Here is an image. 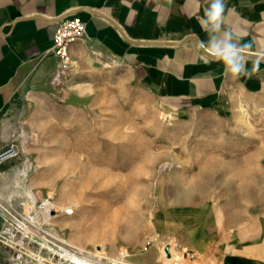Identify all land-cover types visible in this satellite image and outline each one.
I'll return each mask as SVG.
<instances>
[{"label": "rangeland", "instance_id": "rangeland-1", "mask_svg": "<svg viewBox=\"0 0 264 264\" xmlns=\"http://www.w3.org/2000/svg\"><path fill=\"white\" fill-rule=\"evenodd\" d=\"M69 55L5 120L0 264H217L224 221L264 230V97L167 112L130 68Z\"/></svg>", "mask_w": 264, "mask_h": 264}, {"label": "crops", "instance_id": "crops-1", "mask_svg": "<svg viewBox=\"0 0 264 264\" xmlns=\"http://www.w3.org/2000/svg\"><path fill=\"white\" fill-rule=\"evenodd\" d=\"M222 2L219 27H204L213 0H0V148L18 135L5 124L12 106L54 71L62 16L85 24L69 46L73 57L89 46L130 68L167 112L216 114L236 94L264 97V0ZM229 44L243 58L236 76L214 53ZM219 240L217 264H264L258 222L232 231L224 221Z\"/></svg>", "mask_w": 264, "mask_h": 264}, {"label": "built area", "instance_id": "built-area-1", "mask_svg": "<svg viewBox=\"0 0 264 264\" xmlns=\"http://www.w3.org/2000/svg\"><path fill=\"white\" fill-rule=\"evenodd\" d=\"M85 32V24L75 15L62 16L57 21L53 36V45L50 52L57 61L58 68L67 67L70 62L69 46L82 38ZM19 147L11 141L0 148V164L16 157Z\"/></svg>", "mask_w": 264, "mask_h": 264}, {"label": "clouds", "instance_id": "clouds-1", "mask_svg": "<svg viewBox=\"0 0 264 264\" xmlns=\"http://www.w3.org/2000/svg\"><path fill=\"white\" fill-rule=\"evenodd\" d=\"M224 5L222 0H213L211 8L206 13L207 20L203 21V26L207 27L212 24L219 27L220 14L223 11ZM240 49L229 44L226 47H215L214 53L220 57L226 65V70L233 74V76L239 75L244 71L243 58L239 55Z\"/></svg>", "mask_w": 264, "mask_h": 264}, {"label": "bare ground", "instance_id": "bare-ground-1", "mask_svg": "<svg viewBox=\"0 0 264 264\" xmlns=\"http://www.w3.org/2000/svg\"><path fill=\"white\" fill-rule=\"evenodd\" d=\"M42 220H39L38 222H41ZM25 224V223H24ZM21 226H22V228H23V230L24 231H28L29 230V228L28 227H26V226H24L22 223H21ZM59 236V235H58ZM62 239H64V238H62ZM64 241L66 242V243H68L69 245H71V246H74V247H79V245L78 244H76V243H74L72 240H66V239H64ZM80 249V248H79ZM78 251V250H77ZM73 252V251H72ZM162 253L164 252L163 250L161 251ZM173 252V251H172ZM68 253V252H67ZM97 253H99V252H97ZM163 255V254H162ZM174 255H176V256H179L180 254H178V253H175ZM181 257V256H180ZM72 258V261H74V263H71V264H95V263H93V262H91V261H88L87 259H83L82 257H79V256H77V255H68V258L67 259H71ZM167 261H169V260H167ZM52 262V261H51ZM55 263V262H54ZM177 264H181V261H179Z\"/></svg>", "mask_w": 264, "mask_h": 264}]
</instances>
